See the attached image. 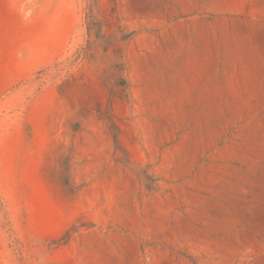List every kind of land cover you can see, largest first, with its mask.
Segmentation results:
<instances>
[{
    "label": "rangeland",
    "instance_id": "1",
    "mask_svg": "<svg viewBox=\"0 0 264 264\" xmlns=\"http://www.w3.org/2000/svg\"><path fill=\"white\" fill-rule=\"evenodd\" d=\"M0 264H264V0H0Z\"/></svg>",
    "mask_w": 264,
    "mask_h": 264
}]
</instances>
